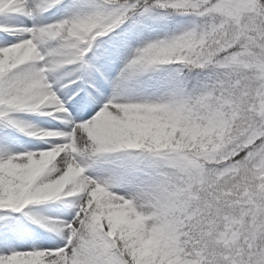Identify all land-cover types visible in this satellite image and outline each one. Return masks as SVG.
<instances>
[{"label":"snow or ice","instance_id":"obj_1","mask_svg":"<svg viewBox=\"0 0 264 264\" xmlns=\"http://www.w3.org/2000/svg\"><path fill=\"white\" fill-rule=\"evenodd\" d=\"M0 264H264V0H0Z\"/></svg>","mask_w":264,"mask_h":264}]
</instances>
